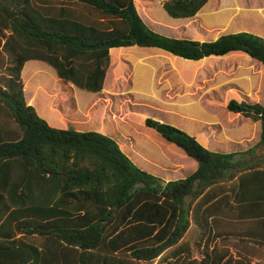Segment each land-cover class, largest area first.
Listing matches in <instances>:
<instances>
[{"label": "trees", "instance_id": "trees-1", "mask_svg": "<svg viewBox=\"0 0 264 264\" xmlns=\"http://www.w3.org/2000/svg\"><path fill=\"white\" fill-rule=\"evenodd\" d=\"M208 1L164 0L161 8L171 19H188ZM134 3L0 0V264H248L218 242L264 254V101L225 106L260 124L257 143L240 152L210 151L146 119V128L197 163L167 182L137 168L108 136L53 128L27 104L21 72L28 62L93 94L103 89L114 49H158L191 62L242 53L264 67L260 36H164L148 28ZM191 230L200 260L182 244Z\"/></svg>", "mask_w": 264, "mask_h": 264}, {"label": "rangeland", "instance_id": "rangeland-1", "mask_svg": "<svg viewBox=\"0 0 264 264\" xmlns=\"http://www.w3.org/2000/svg\"><path fill=\"white\" fill-rule=\"evenodd\" d=\"M163 1L134 3L148 28L161 35L202 42L240 31L264 39V0H209L194 17L181 20L166 15L161 8ZM56 78L43 63L28 62L23 67L24 97L27 104L32 102L40 118L49 126L55 124L53 128L71 126L76 131L108 136L137 168L165 182L191 174L193 163L145 128L148 118L186 132L213 152L245 151L257 143L253 123L225 109L231 99L260 104L264 101V67L242 53L191 62L158 49L133 46L110 51V65L99 93L74 90ZM164 157L175 167L181 166L173 175L176 179L157 173L155 163ZM198 241V232L193 230L182 241L190 249L191 259L200 260L203 255ZM232 245L218 242L215 247L227 249L235 258L239 252L248 264L264 261V254L253 248L238 250ZM171 253L168 250L163 258L171 257Z\"/></svg>", "mask_w": 264, "mask_h": 264}, {"label": "crops", "instance_id": "crops-1", "mask_svg": "<svg viewBox=\"0 0 264 264\" xmlns=\"http://www.w3.org/2000/svg\"><path fill=\"white\" fill-rule=\"evenodd\" d=\"M237 32H240V31H236V32H234V33H237ZM241 54V53H240ZM245 55V54H244ZM245 98H247L248 99V97H245ZM242 101H246V99H241ZM247 101H249V99L247 100ZM246 101V102H247ZM238 102H240V101H238ZM32 102H30V101H28V104H30L31 106H33L32 104H31ZM43 116V118H45V115H42ZM235 116H238V117H240V118H243V117H241L240 115H238V114H236ZM244 120H248V119H245L244 118ZM250 121V120H249ZM251 122V121H250ZM251 123H253L251 126L254 128V127H256V134L254 135L255 136V140L256 141H258V139H259V137H258V139H257V135H258V127H257V124L259 125V135H260V124L258 123V122H251ZM51 124V126L53 125H55V124H53V123H50ZM59 128V129H62V127H59V126H55V128ZM66 128V127H65ZM146 128V127H145ZM148 129V128H147ZM151 130V129H150ZM153 131V130H152ZM155 132V131H154ZM156 133V132H155ZM157 134V133H156ZM197 137V136H196ZM163 140V139H162ZM164 141V140H163ZM255 141V142H256ZM171 145V147H173L174 145H172V144H170ZM175 147V146H174ZM170 148V147H169ZM176 148V147H175ZM180 153V156L181 157H184L185 156V154L180 150V149H178V148H176ZM164 159V160H163ZM160 158V159H157V163H155V164H157V166H155L156 168H157V170H158V172L157 173H162V174H164V178H167V179H169V178H172V179H176V178H173V175H176V173H177V170H176V168H179L178 169V171L181 169V166H177V167H175L176 165L175 164H173V163H171V161H169V159L167 158V157H164V158ZM192 160V159H191ZM192 163H193V172L196 170V168H197V163L194 161V160H192ZM167 168H171V169H167ZM188 176V175H187ZM181 179H183V178H181Z\"/></svg>", "mask_w": 264, "mask_h": 264}]
</instances>
